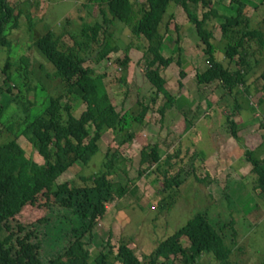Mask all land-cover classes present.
<instances>
[{"label":"rangeland","instance_id":"374dc122","mask_svg":"<svg viewBox=\"0 0 264 264\" xmlns=\"http://www.w3.org/2000/svg\"><path fill=\"white\" fill-rule=\"evenodd\" d=\"M131 1L140 3L144 0ZM235 1L238 0H211L218 12V16L208 24L212 34H215L212 40L214 39L217 60L222 61V52L226 45V39L221 36L220 22L224 21L225 16L234 14L233 10L239 6ZM239 1L244 5L249 1L256 3L255 10L262 11L263 0ZM6 6L14 15L17 14L18 18L16 25L11 27L7 34L9 46L0 48V104L11 98L0 120V144L14 137L13 133L20 128L22 121H31L41 114L51 96H57L64 91L60 79L55 76L53 65L40 53L35 39L50 30L59 37V46L64 49L73 44V39L82 38L83 23L93 24L95 21L102 23L103 19L97 3L88 4L86 0H6ZM190 7L193 9L194 5L190 4ZM247 7L249 10L252 8L248 5ZM196 10L200 17L202 8L197 6ZM169 13H173L174 16L170 20V29L166 32L162 44V54L171 56L175 61L182 57L184 61L187 60L189 75L185 78L179 76L178 73L182 70L180 62L179 65L175 62L177 66L174 70H167L166 67L160 69V75H164L166 79L165 89L174 98L170 106L164 109L163 115H160L159 109L165 99L162 94L156 95L155 88L144 75V67L150 54L144 50L131 48L128 50L130 61L127 67H122L118 61L124 54L125 46L132 41L129 29L122 22L113 20L106 29L118 48L117 52L110 53L106 59L96 61L95 55L101 44L102 30L106 27L103 24L98 42L90 44L86 52L81 53L85 55L82 66L91 68L94 74L102 75L105 89L116 111L123 113L129 109L134 114L141 109L140 104L148 106L143 123L133 124L132 128L135 131L133 139L120 147V155L124 162L120 163L121 165L117 164L118 167L113 168L109 176L112 181L128 185V193L107 204L104 215L83 235L82 240L90 255L88 261L92 264L98 253L108 248L109 240L114 249H117L120 243L128 244L141 260V264H147L145 256L149 255L161 240L174 233L195 213L205 212L208 221L223 237L224 244L231 249V253L225 262H218L210 255L202 254L195 264H264V192L260 188H254L256 176L248 172L241 181L222 178L217 179L216 184H212L211 176L205 175L209 173L201 167L200 161V158L209 155L216 148L218 140L213 138L215 133L220 129L221 136L230 133L231 124L225 125L223 121L225 116H230L234 110L233 105H228L234 96L241 104L242 116L251 112L254 115L258 108L250 104V98L242 92L243 90L236 88L230 95L226 94L228 91L216 81L207 84L197 83L195 74L208 67L202 41L181 6L170 2L164 14V21L168 19ZM107 18H111L109 13ZM254 27L262 29L260 22ZM140 42L145 45L147 43L143 38ZM249 44L254 49L245 53V62L256 67V63L260 61V52L264 48H257L253 40ZM7 58L10 61L9 75L12 79L5 81V74L1 69ZM262 61L264 63V59ZM261 63L256 69L263 68L264 65ZM8 87L10 91H6ZM17 96H21L20 105L12 101V98ZM214 99H220L223 102L221 106H217ZM65 101L71 104L72 114L76 117L85 109V103L75 94L65 96L63 102ZM174 102L177 106L186 105L187 109L182 108L183 111L180 109L178 112L177 108L180 107L174 108ZM263 105L264 101L261 104V111ZM23 106H28L26 111ZM169 111H174L173 116L166 114ZM212 116H215L217 128L211 125ZM196 119L198 122L195 124ZM9 126L12 131L8 129ZM89 130L91 132L93 128ZM113 136L111 130L104 128L98 141L99 150L88 164L75 162L55 180V183L84 185L86 179L83 180V177H91L101 168L107 149L110 148L108 151L110 155L117 147L115 143L111 145ZM16 142L27 157L37 164H43L42 156L22 134L16 137ZM146 144H156L161 157L172 155L169 175L174 176L178 173L182 178L179 187L174 188L165 197L166 204L173 201L171 206L165 205L163 209L158 205V201L165 196L161 191V173L149 164L139 162V152ZM261 150L258 148L253 151L254 156L260 158ZM225 152L223 149V154ZM216 160L214 159V162H217ZM146 168L148 170H145ZM140 172L142 175H139ZM231 189L232 193L228 195ZM45 198L44 194H38L35 203L26 204L17 216L8 221L13 232L18 230L19 225H30L44 217L47 213L45 205L52 200L50 197L47 200ZM56 212L57 208H54L53 213H48L50 220L58 215ZM39 227L40 232L37 228L35 233L33 227H30L32 232L26 230L19 234V237H26L25 234L32 233L24 240L26 242L24 251L19 253L17 259L14 256L13 260H10L11 264L21 262L36 264L57 252L59 245L52 241V238L57 236L55 224L49 223L46 227L43 225ZM37 243L40 244L35 251L37 260L31 261L29 250ZM182 244L185 246L187 242L182 240ZM112 257L113 255L109 259L112 260ZM156 264H181V257L168 260L159 258Z\"/></svg>","mask_w":264,"mask_h":264},{"label":"trees","instance_id":"16d2710c","mask_svg":"<svg viewBox=\"0 0 264 264\" xmlns=\"http://www.w3.org/2000/svg\"><path fill=\"white\" fill-rule=\"evenodd\" d=\"M86 1L88 4L97 3L103 19L102 23H83L81 39H73V44L64 49L59 46V37L50 30L35 39L40 53L53 65L55 76L60 79L64 91L57 96H51L41 114L31 121H22V126L13 133L14 137L0 144V264H11L10 260H13L14 256L17 259L19 253L24 251V240L32 233L25 234L26 237H19V234L30 230V227H33L35 233L37 228L40 232L39 226L46 227L49 223L56 226L57 236L52 238V241L59 245V249L45 261H38L36 264H90L89 251L82 240L83 235L104 215L107 204L122 198L129 191L128 185L112 181L109 176L112 169L118 167L117 164L124 162L120 147L133 139V124L143 123L148 106L140 104L141 109L134 114L129 109L123 113L116 111L105 89L102 75L94 74L91 68L82 66L85 55L81 53L86 52L90 44L98 42L103 24L106 27L102 30L101 44L95 55L96 61L106 59L110 53L118 51L106 29L113 20L122 22L129 29L132 41L125 46L124 54L118 61L122 67H127L130 61L128 50L131 48L150 54L144 67V75L155 88L156 95L162 94L165 99L159 109L160 115H163L164 109L174 100L165 89V78L160 75V69L169 66L174 60L171 56L162 54V44L170 28V20L174 16L169 13V20L164 21V14L170 2L181 6L185 11L188 21L202 41L203 52L207 55L208 67L195 74L198 84L216 81L228 92H233L239 83L243 82L242 67L246 65L245 53L251 48L249 42L253 40L257 48H264L261 29L251 27L250 20L244 13V4L239 0L235 1L239 6L233 10L234 14L225 16L224 21L220 22L221 36L226 39L222 61L215 57L213 34L208 28L210 21L218 16L211 0H144L140 3L131 0ZM190 4L194 5L193 9ZM197 6L202 8L200 17L197 15ZM107 13L111 18H107ZM17 18L18 15H14L13 11L7 8L6 0H0V48L9 46L7 34L9 29L16 25ZM142 38L146 40V45L140 42ZM177 64L179 65L178 61ZM233 64L235 69L230 70L229 66ZM9 67L10 61L7 58L1 69L5 74V81L12 79ZM178 74L185 76L182 70ZM262 79L264 80V75ZM6 91H10V88ZM70 94L79 96L85 103V109L77 117L72 114L71 104L68 101L63 102V98ZM21 96L12 98V101L20 105ZM10 99L7 98L0 104V120ZM23 108L26 111L28 106ZM231 124L230 134L244 149V158L251 165L250 172L256 176L254 188H260L264 192V155L260 158L254 156V152L244 146L238 138L234 123ZM91 127L93 131L90 132ZM104 128L111 130L114 135L111 145L115 143L117 147L110 155V148L107 149L98 171L91 177H83L87 184L73 186L68 182L55 183V180L75 162L88 164L99 150L98 141ZM8 129L13 130L11 126ZM19 134H22L42 156L43 164H37L25 155L22 147L16 142ZM139 153L140 164L147 163L161 173V191L165 196L158 201L159 208L171 206L173 201L166 204L165 197L182 182L178 173L169 175L172 155L161 157L156 144L144 145ZM40 193L45 195L46 200L52 198L45 205L47 213L30 225H19L18 230L13 232L8 221L17 216L23 206L35 203ZM54 208H57L58 215L50 220L48 213H53ZM182 240L187 242V246L182 244ZM107 245L108 248L102 249L92 264H141V260L128 244L120 243L117 249H114L108 240ZM33 246L35 250H29L30 259L36 261L35 251L40 244ZM230 253L231 249L224 244L223 237L208 221L206 213L197 212L174 233L161 240L145 259L147 264H156L159 258L168 260L181 257V264H195L199 256L205 254L218 262H225ZM111 255L112 260L109 259Z\"/></svg>","mask_w":264,"mask_h":264},{"label":"crops","instance_id":"0c3cea01","mask_svg":"<svg viewBox=\"0 0 264 264\" xmlns=\"http://www.w3.org/2000/svg\"><path fill=\"white\" fill-rule=\"evenodd\" d=\"M262 2H263L262 11L257 12L254 8L256 6V3L249 1L248 4L244 5V13L247 10L246 16L250 20L251 27H254V25H256V23L258 22L261 23V27H262L261 32L264 36V14H263L264 13V0ZM247 5L249 7L252 6L251 10L247 9L248 8ZM259 12H263V13H259ZM257 16L259 18H257ZM214 36L215 34H213V37ZM250 49L251 50L254 49L252 48V45ZM260 54H261L260 55L261 57H260L259 63H261L262 59H264V49L262 50V52H260ZM235 59H237V57ZM177 61L180 62V66H181L180 69H182L185 72L184 78L188 77L189 75L188 69H187L188 63H187V60L184 61L183 57L180 60L179 59H177L176 61L174 60L171 64H169V66L166 67V69L174 70L177 66L175 63ZM259 63H256V67H253L251 65H247L245 62L246 65L242 67L244 71L243 72L244 73L243 82L241 84L239 83V85L237 86L238 89L243 90L242 92L250 98V104L253 107L258 108V110L255 111L254 115L251 112L247 114L246 116H242L241 104L235 99V96H234L232 101L228 102L229 106L233 105L234 110L233 112L230 113V116H225V119L223 117L224 119L223 124L225 123V125L227 124L230 125L231 123H234L238 138L241 139L244 142V144L248 147V149L252 151H255L258 148L262 149L260 152L263 156L264 155V105L262 107L263 111H261V104L264 101V95H262V92L264 90V80L262 79V76L264 75V66L263 68H260L259 70L256 69L258 68ZM234 67L235 66L233 64L229 66V69L230 70L235 69ZM231 92H227L226 94L231 95L232 94ZM214 101L217 102V106H221V104L223 103L222 101H220V99H214ZM183 105L177 106L174 102V106H175L174 108L180 107V108H177L178 112H180V109L181 111H183L182 108L187 109V106L185 105L184 107ZM172 113H174V111L173 112L169 111L166 114H168V116H173ZM257 115H259V117ZM204 117L207 118L209 116H204ZM228 117H229V120H228ZM205 118H202V119H205ZM198 119L195 120V124L196 122H198L197 121ZM211 119H212L211 125H213L214 128L215 126L217 128L218 125L215 123V116H212ZM231 127H232V124H231ZM189 131L190 130H188V132ZM219 132L215 133V135L213 136L215 140L216 139L218 140V144L217 143L215 144L216 148H214V151L209 153V155L207 156L205 155V157L200 158V161L202 163L201 167L205 171H208L209 174L206 173L205 175L211 176L212 184H216V180L217 179L222 180V178L231 179L233 181H235V179H240L241 181L242 178L245 177L246 173L250 172V169H251L250 164L244 158V155H243L244 149L240 148L237 141L234 139V137L231 136L230 133L229 134L225 133L223 136H221L222 135L221 129ZM221 139H223V141H221ZM224 144H226L227 146H225ZM223 149L226 150L225 154H223ZM214 159H217L216 160L217 162H214ZM222 171H225V172H222ZM230 193H232V189L230 192H228V195H230Z\"/></svg>","mask_w":264,"mask_h":264}]
</instances>
